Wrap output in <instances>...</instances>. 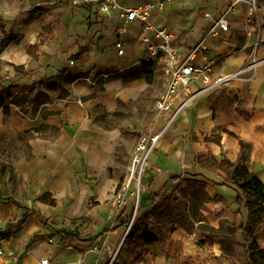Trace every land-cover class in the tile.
I'll return each instance as SVG.
<instances>
[{"label":"crops","instance_id":"0c3cea01","mask_svg":"<svg viewBox=\"0 0 264 264\" xmlns=\"http://www.w3.org/2000/svg\"><path fill=\"white\" fill-rule=\"evenodd\" d=\"M49 1L51 6L36 0H0V27L19 36L18 42H11L0 53V85L17 86L22 91L30 86L31 97L39 92L48 96L43 105L37 106L34 102L25 106V114L10 106L8 119H4L0 109V196L11 197L23 208L35 210L49 220L51 228L57 229L60 206L73 198L74 187L84 189L94 199L96 207L87 213L90 215L102 206L103 189L122 184L118 180L120 134L116 129L106 130L95 123L92 110L100 105L111 116L116 112L117 101L128 97L127 91L132 92V99L138 97L144 80L139 69L158 68L164 89L166 78L157 63H139L144 43L136 22L125 25L122 35L125 51L119 57L114 49L122 26L117 12L107 16L91 6ZM118 2L130 8L156 4L151 23L173 35L179 59H186L197 49L194 62L198 65L211 62L212 76L244 69L228 85L198 94L169 126L149 158L142 178L141 199L151 198L143 206L149 205L165 184H168L166 197L176 193L178 185L185 187L186 183L181 182L185 174L206 173L225 183L227 175L223 170L207 171L193 159L210 154L217 162L225 159L234 163L239 153L237 138L250 145L248 169L264 182V4L257 6L255 14L248 15L245 4L228 12V0ZM35 7H42L46 13L44 25L31 12ZM219 18L227 20L228 33L217 32L206 37L208 29ZM44 27L51 29L52 38L28 52L29 46L39 42ZM252 59L261 61L246 69ZM69 61L74 62L72 66ZM79 73L88 74V81L83 78L66 82ZM103 74L108 78L97 79ZM133 74L139 77L130 79ZM118 75L121 77L116 78ZM55 77L57 81L50 79ZM46 79L51 81H42ZM202 87L195 80L190 90ZM167 117V114L154 115L149 127L161 128ZM175 177L180 179L168 182ZM205 192L211 200L221 197L228 208L221 207L220 202L208 203L212 211H201L203 223L217 229L219 221H233L240 205L235 189L208 183ZM50 201L54 206L48 204ZM161 203L157 204V210L163 208L159 206ZM130 211V201L125 198L120 209L108 216L100 215L106 217V224L91 237L87 236L91 239L86 241L93 243L99 257L88 255L85 259L82 251L86 242L64 239L66 244H79L77 248L81 251L63 249L55 242V239L62 240L59 236H46L50 231L36 214L29 215L17 226L23 210L12 203L0 202V264H40L45 258L47 264H77L81 260L87 264H107L106 250L116 247L125 229L124 226L114 228L118 223L115 218L120 216L119 221H123ZM89 219L92 220L90 216ZM257 241L264 249V225ZM99 243L103 245L97 246ZM219 255L218 243L198 244L193 235L182 229L164 232L150 222L136 233L133 241H125L115 264H215Z\"/></svg>","mask_w":264,"mask_h":264},{"label":"trees","instance_id":"16d2710c","mask_svg":"<svg viewBox=\"0 0 264 264\" xmlns=\"http://www.w3.org/2000/svg\"><path fill=\"white\" fill-rule=\"evenodd\" d=\"M31 12L35 15L40 25L45 24L46 13L43 12L42 7H35ZM0 32L2 33V38L0 39L1 53L11 42H18L19 36L4 30L3 27H0ZM50 33L51 29L44 27L42 34H40L39 42L29 46L27 51L32 52L40 44L49 41L52 38ZM58 77L50 79L57 81ZM87 77L88 74L79 73L73 77H69L66 82L72 83L73 81ZM118 77L120 78L121 75L116 76V78ZM137 77H139L138 74H133L129 78L135 79ZM125 78L123 77L122 79L125 80ZM50 79L42 81L49 83L51 81ZM30 88V86H26L23 88L25 91H22L17 86L9 85L2 87L0 85V109L3 112L4 119L9 118L10 106H15L22 114H25V106L33 105L34 102L37 103V106L47 103L48 96L41 92L37 93L35 97H31L28 93ZM117 104L119 105L120 102L118 101ZM35 110V107H33L32 111L35 112ZM101 110H103L102 106L98 105L92 110V114L100 112V118L109 116L104 110L103 112ZM238 114L244 119H248L247 115L239 111ZM117 115L116 111L111 116L115 117ZM27 135L24 134V136ZM28 136L30 137V135ZM237 140L239 153L234 163L225 159L217 162L210 154L205 157L193 159L195 163L207 171L223 170L227 175L225 183L219 182L206 173H191L185 174L181 180V182L186 183L185 187L181 188L178 185L176 193L169 198L166 197L168 184L160 187L151 203L147 206H143L140 197L136 214L130 224L125 241H133L136 233L146 228V225L152 222L164 232L182 229L187 234L193 235L194 242L198 244L205 243L208 246H212L214 243H218L220 255L215 264H264V249L257 241L258 233L264 225V182L250 173L248 169L250 145L240 138H237ZM1 173H5V169L2 168ZM172 179L180 178H171L168 182ZM208 183L218 187L234 188L235 197L240 204L238 210L235 212L233 221L221 220L218 223L217 229L205 225L200 217V213L201 211L211 213L212 209L208 206V203L220 202L221 207L224 208H228V204L221 197H215L212 200L208 197L205 192ZM163 200L168 201V204L161 210H157V204ZM0 202L12 203L23 210L21 218L16 222L17 226L21 225L29 215L36 214L46 230L50 231V233H46L47 237L59 236L62 240L73 238L83 242L91 239L82 238L76 233H70L63 229L51 228L47 218L41 216L35 210L23 208L20 202L11 197L3 198L0 196ZM48 204L54 206L53 201H50ZM132 213L130 211L123 221H119L120 216H116L115 221L118 223L114 228L116 229L120 226L126 227L131 222ZM195 224L197 225L195 226ZM152 241L154 242L156 240Z\"/></svg>","mask_w":264,"mask_h":264},{"label":"built area","instance_id":"2783aa9c","mask_svg":"<svg viewBox=\"0 0 264 264\" xmlns=\"http://www.w3.org/2000/svg\"><path fill=\"white\" fill-rule=\"evenodd\" d=\"M71 6H91L98 13L113 16L117 12V17L121 20L122 26L119 28V36L114 42V49L117 56L124 55L125 47L122 35L125 33V25L136 22L141 30L142 42L144 43L143 56L139 63L152 64L157 63L166 78L164 91L155 100L153 110L156 117L167 114L168 117L161 128L154 130L149 127L143 135L140 136L139 142L132 155V169L129 180L134 178L135 166H139L140 172L136 181L140 183L141 170L147 165L149 158L152 156L158 143L165 135L169 126L174 120L182 115L187 106L194 98L208 90L221 88L228 85L231 80L238 76L244 69L233 74L212 76V63L207 62L203 65H198L194 62V55L197 49L190 54L186 59H179L177 47L173 35L165 28H156L151 23V14L156 7V4L146 3L137 7L121 6L118 0H67ZM258 0H228V12H233L240 4L246 5L248 15H253L257 11ZM229 26L225 18H219L213 26H211L206 34V37L216 35L217 32L228 33ZM261 60L252 59L246 69L253 68ZM73 61H69V65H73ZM106 79L108 75H100L97 79ZM84 80L88 81L87 78ZM195 80H199L203 87L200 90L191 91L190 85ZM129 181V183H130ZM129 183L122 186L115 197L116 205H123ZM139 185V184H138ZM131 222L125 227L122 233L121 243L128 234ZM113 258L108 264H112ZM47 258L40 260V264H47Z\"/></svg>","mask_w":264,"mask_h":264},{"label":"rangeland","instance_id":"374dc122","mask_svg":"<svg viewBox=\"0 0 264 264\" xmlns=\"http://www.w3.org/2000/svg\"><path fill=\"white\" fill-rule=\"evenodd\" d=\"M38 2L46 3L45 6H51L49 4V0H36V3ZM260 3L264 4V0L258 2L257 6H259ZM258 20L260 21V18ZM262 45L264 46V43ZM139 73L141 74V78H144V80L141 82V86L139 87L140 94L135 99H132V92L127 91L128 97L126 98V100H118L120 104H117V116L112 117L109 115L106 118H100V112L92 114L94 122L100 125V127H102L103 129L107 128L106 130L116 129L120 134V142L117 150L118 155L120 157L119 167H121L120 170L122 169L121 172L120 170L118 171V180L122 181L121 186L116 187V185L113 189H103V204L102 206H99L98 211L96 213L93 212L90 215H87V213L90 211L91 208L96 207L94 199L90 197L89 193H86L84 189L74 187L73 198L65 201L64 204L60 206L61 215L58 218V221L56 222L57 229H64L70 233H76L82 238H84L85 236V238H87V236L91 237V234H93L98 228L106 224L107 219L106 217L102 218L100 216L101 214L103 216H108L111 211L121 208V205L115 204V195L122 186L127 184V177L130 173L129 169L132 166L131 159L133 152L139 142L140 136L145 133V131L149 128L150 124L152 123V118L154 116L153 106L155 100L159 97V95L164 89V79L162 78L159 69L155 66L144 67L142 69H139ZM101 112H103V110H101ZM147 166L148 163L146 166H144L143 170H141L140 183L136 181V179H138L137 174L138 172H140V168L139 166H135V173L137 174H134V178L130 181L128 185V190L126 192V200L130 201L132 212L136 206L138 207L137 202L142 196V194H140L142 189V178L146 172ZM87 191H90V189ZM150 199V197H147L146 199L143 198V200L141 199V203H145V201L147 200L150 201ZM167 204L168 201L163 200L162 203L159 204V206L164 208ZM89 216L92 218V220L89 219ZM96 216H99V218H97ZM121 240L122 236H120L119 241L113 250H106V257L104 258L107 264L112 258V264H115L117 255H119L120 253V249L124 248L125 239L120 245ZM100 241H102V239H100ZM55 242L56 245H61L63 249H67L72 252L81 251L77 248L80 246L79 244H66L63 240L60 239H55ZM87 243L88 242H86L85 249L82 251L85 253L84 258L86 259V256L88 255L94 256V258L99 257V254H96V249L93 248V243ZM101 245L103 244H97V246L99 247ZM97 252L99 253L100 249H98ZM77 264L87 263L81 260Z\"/></svg>","mask_w":264,"mask_h":264},{"label":"water","instance_id":"95a60500","mask_svg":"<svg viewBox=\"0 0 264 264\" xmlns=\"http://www.w3.org/2000/svg\"><path fill=\"white\" fill-rule=\"evenodd\" d=\"M138 203V202H137ZM136 211H137V206L135 207V209H134V211H133V215H132V218H131V223H132V220H133V218H134V216H135V214H136Z\"/></svg>","mask_w":264,"mask_h":264},{"label":"bare ground","instance_id":"6f19581e","mask_svg":"<svg viewBox=\"0 0 264 264\" xmlns=\"http://www.w3.org/2000/svg\"><path fill=\"white\" fill-rule=\"evenodd\" d=\"M131 171H133L134 172V169H132V167L129 169V172H131ZM129 176H130V173H129ZM129 176L127 177V183H129ZM136 186H138V185H136Z\"/></svg>","mask_w":264,"mask_h":264}]
</instances>
